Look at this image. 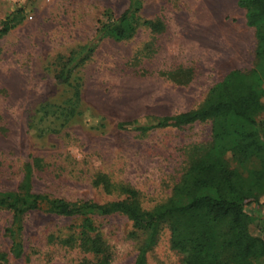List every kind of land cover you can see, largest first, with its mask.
Segmentation results:
<instances>
[{
	"label": "rangeland",
	"instance_id": "374dc122",
	"mask_svg": "<svg viewBox=\"0 0 264 264\" xmlns=\"http://www.w3.org/2000/svg\"><path fill=\"white\" fill-rule=\"evenodd\" d=\"M138 1L134 35L99 40L102 25L126 11L131 0H0V26L10 18L16 25L0 37V191L17 190L25 164L41 156L44 170L33 177L38 193L72 201L116 200L117 193L93 184L105 174L137 189L142 206L150 209L171 195L193 148L211 140L210 123L136 128L197 107L232 70L254 67L256 35L245 9L239 0ZM66 68L73 85L56 79ZM179 69L190 70L187 85L171 80L169 73ZM75 89L81 113L67 117L61 110L55 115L44 110L48 103L75 100ZM129 121L137 123L118 126ZM224 158L247 178L261 168L256 157L241 163L227 152ZM246 211L253 217L251 233L264 236V205L252 203ZM22 218L20 229L13 213L0 208V253L8 254L0 264L137 262L141 237L125 215L92 217L91 234L102 235L107 261L60 242L83 229V217H60L42 208ZM16 243L22 245L19 256L12 251ZM146 257V264H182L184 255L171 247L165 229Z\"/></svg>",
	"mask_w": 264,
	"mask_h": 264
},
{
	"label": "trees",
	"instance_id": "16d2710c",
	"mask_svg": "<svg viewBox=\"0 0 264 264\" xmlns=\"http://www.w3.org/2000/svg\"><path fill=\"white\" fill-rule=\"evenodd\" d=\"M138 0H131L129 8L109 24H103L99 40L112 37L128 39L137 31ZM246 11L247 24L255 29L256 60L250 70H232L222 81L209 90L206 98L195 108L160 118L141 131L162 128H182L194 123L211 124V140L193 149L189 165L174 185L171 195L153 208H144L140 193L130 185L115 183L100 174L93 184L118 198L108 202L93 200H67L34 191L33 177L43 171L44 158L35 156L24 166V176L17 188L0 191V208L13 213L14 224L22 229V217L31 211L45 208L48 213L65 218H84L83 229L70 234L60 242L78 245L107 261L102 235L94 231L93 216L125 215L140 236V252L136 264H146V254L159 240L165 229L170 231L171 247L184 255L182 264H254L264 261V236L251 233L253 217L246 206L264 205V0H239ZM12 18L0 26V37L15 27ZM87 53L81 60L86 61ZM72 59L73 58H69ZM72 60H68L66 67ZM71 70L63 69L56 76L59 84L70 82ZM170 78L179 85L191 81L190 70L171 72ZM78 88V87H77ZM79 89V88H78ZM75 89V100L63 105L46 104L44 110L57 114L61 110L67 117L79 110L80 91ZM69 110L66 112V107ZM263 115V116H261ZM137 121L120 122L118 126L130 129ZM235 154L241 163L256 157L261 168L250 178L232 169L224 155ZM14 234L13 230H9ZM15 243V242H14ZM22 245L16 243L12 251L21 254ZM8 254L0 253L7 261Z\"/></svg>",
	"mask_w": 264,
	"mask_h": 264
}]
</instances>
